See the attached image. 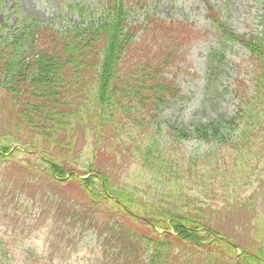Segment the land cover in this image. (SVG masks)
<instances>
[{"label":"rangeland","instance_id":"1","mask_svg":"<svg viewBox=\"0 0 264 264\" xmlns=\"http://www.w3.org/2000/svg\"><path fill=\"white\" fill-rule=\"evenodd\" d=\"M208 2L239 34L251 31L254 16L264 5V0ZM67 4L81 5L89 16L99 11L96 0H0V29L22 21L28 24L26 17L31 15L54 28L77 24L74 14L64 8ZM146 7L154 8V13L148 14L155 21H179L193 30L190 42L179 49V57L184 56L185 61L177 82L185 99L168 102L157 117L167 134L191 135L178 141L182 152H174L173 147L170 156L176 168L188 161L189 174L179 167L173 175L176 180L158 176L164 183L154 188L152 173L137 162V147L129 146V138L123 134L128 126L122 131L117 127L124 121L117 116L113 124L100 130L97 112L93 111L92 120L86 117L84 112L90 107L77 96L68 109V131L63 125L64 132H50L47 141L0 89V148H5L0 151V251L6 254L0 255V264H111L104 257L105 251H112L114 264H264L262 134L251 147L243 148L239 143L227 146L234 144L231 141L237 135L231 136L224 128L222 136L227 143L219 148L213 142L197 141L190 131L191 125L234 117L241 97L249 95L254 85L248 74L247 53L236 44L220 47L226 58L221 62L214 55L219 67L211 75L209 54L221 45L214 38L213 21L202 0H147ZM95 108L99 110L97 105ZM165 137L172 141L170 135ZM207 150V157L202 156ZM53 159L64 171L61 178L51 174L56 171L49 165ZM91 163L93 172L100 171L107 178V186L134 188L136 198L130 199L129 206L137 207L142 215L122 214L101 199L95 205L90 203L79 182L95 175L89 173L80 179V172ZM145 210L162 212V217L170 218L167 224L173 218H192L196 223L192 221L188 229L199 231L200 243L177 239L174 230L168 238H161L162 230L149 225ZM75 215V221L67 220ZM80 220L87 223L81 225ZM150 237L162 240L161 247L149 245L146 240ZM206 240L208 243L201 244ZM120 252L125 258L120 256L119 260Z\"/></svg>","mask_w":264,"mask_h":264},{"label":"trees","instance_id":"2","mask_svg":"<svg viewBox=\"0 0 264 264\" xmlns=\"http://www.w3.org/2000/svg\"><path fill=\"white\" fill-rule=\"evenodd\" d=\"M96 2L99 11L90 16L79 4L64 6L78 21L67 27L54 28L50 24L38 22L33 15L26 17L28 24L22 21L15 27L3 26L0 29V89L16 102L20 116L27 120L29 118L32 128L47 141L51 138L48 136L50 132L63 133V125L68 131L71 119L68 109L73 105L72 98L75 96L89 105L90 110L84 112L86 117L91 116L88 118L92 120L93 111L97 112L96 125L100 130L113 124V119L116 120L117 116L120 117L124 122L117 127L122 131L124 125L128 126L123 134L129 138V146L137 147L138 155L135 159L152 173V180H155L152 185L157 188L161 182L164 183L158 176L176 180L177 176L173 175H177L179 167L184 174H189L191 170L188 161L176 168L174 158L170 157L173 147L174 152H182L183 146L178 141L188 140L191 135L186 137L167 134L157 117L168 102L185 99L177 82V74L182 71V63L185 61L184 56L179 57V49L190 42L193 30L179 21L172 20L168 23L166 20H153L154 8L147 10V0ZM202 3L213 21L214 38L221 45L211 49L209 54L211 75L219 67L214 62V55H218L221 62L226 58V51L220 47L224 49L236 44L247 53L248 74H251L250 81L254 85L250 88L249 95L241 97L243 103L239 101V108L236 114L233 111V118L222 116L216 122L191 125L192 137L206 144L213 142L220 148L227 143L222 136V130L226 128L230 130L228 132L231 136L237 135L231 141L234 144L229 142L227 146L239 143L243 148L251 147L259 135L262 134L264 138V5L254 16L251 31L239 34L216 13L208 0H202ZM151 11L152 14H148ZM5 31L8 33L5 34ZM169 135L172 141L166 139L168 137L165 136ZM54 144L58 145L56 141ZM3 149L5 148H0V151ZM207 155L208 150L202 156ZM49 163L51 169L56 170L51 174L61 178L64 171L58 167L56 159ZM93 168L91 163L85 168V172H80V179L89 173L95 175L79 182L92 205L101 199L109 206L118 207L122 214L131 212L134 213L132 217L142 215L141 212L137 213V207L129 206L130 199L136 198L133 187L107 186V178L100 171L94 173ZM96 175L105 184H101ZM174 193L172 191L171 197ZM106 214L110 217L109 213ZM161 214L163 213L159 211L145 210L144 215L150 216L146 219L152 228L162 230L161 238H168L169 232L174 230L177 239L200 243L196 234L199 231L188 229L192 218H181L183 221L173 218L167 224L170 218L166 219ZM151 216H156V219ZM75 218L76 215L69 216L67 220L73 222ZM78 223L83 225L87 222L84 220L82 223L80 220ZM108 223L109 221L107 225ZM97 227L99 228L98 225ZM123 239L131 245L130 239ZM146 241L155 247H161L163 243L162 240H153L151 237ZM2 243L0 242V246ZM206 243L207 240L201 244ZM116 244L119 245V241ZM1 248L3 249V245ZM1 251L0 255L5 257V252ZM104 253L105 259L114 264L112 251ZM120 256L125 258L121 252L117 255L119 260ZM151 257L154 259L150 254Z\"/></svg>","mask_w":264,"mask_h":264}]
</instances>
